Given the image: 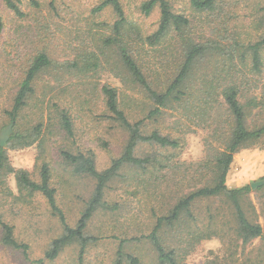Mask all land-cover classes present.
Instances as JSON below:
<instances>
[{
    "label": "rangeland",
    "instance_id": "1",
    "mask_svg": "<svg viewBox=\"0 0 264 264\" xmlns=\"http://www.w3.org/2000/svg\"><path fill=\"white\" fill-rule=\"evenodd\" d=\"M17 1L24 18L16 17L0 0V146L11 167L27 170L33 180H37L39 167L44 163L48 165L57 205L70 227H75L79 220L95 182L74 174L60 153L91 152L95 168L101 172L122 155L128 139L127 132L106 109L103 87L116 90L120 110L131 123L141 121L145 133L157 131L180 141L181 147L175 151L148 145L135 151L139 157L156 154L166 159L165 182L171 175L176 180L181 177L182 172L176 167L205 159L206 131L190 133L193 123L183 118V115L189 116L184 111L161 109L159 116L149 117L155 106L146 92L119 71L121 65L113 51L104 49V55L101 54L103 40L114 36L112 27L117 21L110 7L96 10L104 0H35L37 8L28 0ZM145 1L120 0L128 23L125 32L133 27L138 35L144 36L157 30L160 10L156 7L149 16L143 15L140 6ZM165 1L174 14L189 20L188 38L200 44L212 43V50L197 67L208 74L222 67H252L251 51L245 52L246 62L242 64L237 48L232 53L236 46L233 43L242 41L253 46L264 39V0H216V8L210 13L195 12L189 0ZM131 35L140 63L144 67L163 69L160 80L168 77L166 72L179 67L181 43L174 34L155 48L137 42L136 35ZM40 53L48 56L52 64L37 77L35 93L20 113L18 130L30 132L42 123L41 134L31 146L12 149L8 141L17 129L10 128L7 111L11 110L26 67ZM91 53L98 54L99 68L85 74L64 68L65 63L71 61L81 63ZM261 62L263 74L258 77V88L246 97L257 105L248 117L251 126L264 118V45ZM61 111L69 116L72 135L66 134L58 124ZM125 175L126 180L116 179L108 184L104 193L107 206L99 209L88 222L86 235L96 241L86 247L82 258H79V247L72 245L51 262L45 260V252L52 240L62 234L63 227L42 196L19 194L13 176H9L0 188V216L13 227L17 242L27 245L28 250L24 255L21 250L4 246L0 228V264H40V261H43L41 264H113L122 241H125L124 253L136 258L138 264H156V254L146 237L155 226V215L165 213L174 203L172 197L176 195L174 183L177 182L164 183L163 187L169 186V192L162 195L155 184L144 185L147 179ZM263 177L264 136L255 145L242 148L234 155L226 185L238 188L259 182ZM182 190L185 192L186 187ZM241 203L247 218L264 226V187L246 195ZM227 208L224 200L197 203L193 213L201 223L199 228H203L208 210L220 209L226 214ZM220 225L228 232L224 238L198 241L189 235L191 223L167 236L169 249L177 253V264H253L251 260L264 254V240L257 239L243 246L230 232L233 223Z\"/></svg>",
    "mask_w": 264,
    "mask_h": 264
},
{
    "label": "trees",
    "instance_id": "2",
    "mask_svg": "<svg viewBox=\"0 0 264 264\" xmlns=\"http://www.w3.org/2000/svg\"><path fill=\"white\" fill-rule=\"evenodd\" d=\"M5 7L16 17L24 18V13L17 0H1ZM32 7H38L35 0H28ZM191 8L198 13L213 12L216 8V0H189ZM110 7L117 17L112 27L114 36L103 40L105 50L113 51L121 67L120 72L127 74L131 81L146 92L148 98L153 102L155 109L148 116L156 117L161 114V109L174 112L184 111L189 116L183 115L188 123H193L190 133L206 131L205 148L206 157L196 164H182L175 169L181 173L176 180L174 176L166 180V159L160 155L151 154L144 157L135 155L138 147L143 145L156 146L161 149L177 150L181 143L177 139H170L160 135L157 131L145 133L141 121L131 123L124 112L120 110L116 90L103 87L102 93L105 97V106L112 118L128 134L126 146L122 155L111 161L110 166L98 172L95 168V157L91 152L70 153L62 151L60 154L68 163L74 174L86 176L94 180L93 193L82 212L75 227H70L60 210L56 201V191L51 186V171L47 164L39 167L37 180L31 178L27 170H15L11 167L8 157L0 146V188L5 185L6 179L13 176L19 194L32 197L35 194L42 196L52 214L60 221L63 232L52 240L44 258L54 261L67 247L77 245L79 247V258H82L86 247L96 241L95 238L86 235V227L94 214L107 205L104 203V193L108 184L116 179L126 180L125 174L145 178L146 186L156 185L160 194L166 195L169 186L164 183H174V203L169 206L165 213L156 216L153 230L146 237L156 254V264H177V253L168 247L169 235L180 232L188 223L192 224L190 237L196 240H209L212 237L224 238L228 232L220 224L233 223L230 232L243 246L254 240H264V226L251 222L242 207V198L251 192L258 191L264 187L252 188L247 184L238 188H229L226 178L233 162L234 155L242 148L255 145L264 136V118L259 124L251 126L248 117L251 109L257 107L254 100H249L247 95L258 88L259 76L263 74L261 62V50L264 39L250 46L235 41V49L232 53L240 54L242 64L246 62V51H251L250 60L252 67H222L208 74L206 70L197 67L204 56L212 50V43H197L186 36L190 22L182 15L174 14L165 0H147L140 6V12L149 16L158 7L160 10V21L155 32L148 35H138L136 29L127 26V19L120 0H104L96 9L101 11ZM1 30V27H0ZM136 35L137 42L147 44L149 47H158L166 41L167 37L174 34L181 43V57L179 67L173 72L165 73L168 77L160 80L163 69L160 67H144L138 60L132 40ZM105 49V50H104ZM233 59V56H231ZM97 53H91L82 59L81 63L71 61L65 63L66 71H76L85 74L99 68L101 64ZM51 59L44 53L36 55L26 67L23 79L18 84V90L13 98V104L7 116L10 120V128L17 129L10 137L11 148H24L34 144L41 134L42 123H38L30 132L21 133L18 130L20 113L27 106V101L35 93V81L45 70L50 68ZM105 65V63H104ZM60 128L68 135H72V123L68 114L61 111L59 115ZM196 128V129H195ZM9 132V131H8ZM127 171V172H124ZM153 181V182H152ZM259 181H264V177ZM152 182V183H150ZM186 187V191L182 190ZM164 188L163 191H161ZM224 200L228 204L226 214L217 209L208 210L206 222L201 223L194 216L193 207L197 203ZM156 209H152L154 212ZM156 212V211H155ZM1 242L4 246L14 250H21L26 255L28 246L17 242L14 237L13 227L4 223L0 216ZM196 228V229H195ZM119 245L116 259L113 264H138L136 258L125 254L123 244ZM251 260L253 264H264V254ZM43 261H40V264Z\"/></svg>",
    "mask_w": 264,
    "mask_h": 264
},
{
    "label": "water",
    "instance_id": "3",
    "mask_svg": "<svg viewBox=\"0 0 264 264\" xmlns=\"http://www.w3.org/2000/svg\"><path fill=\"white\" fill-rule=\"evenodd\" d=\"M262 185H264V181H259V182H256V183H251L252 188L259 187V186H262Z\"/></svg>",
    "mask_w": 264,
    "mask_h": 264
}]
</instances>
